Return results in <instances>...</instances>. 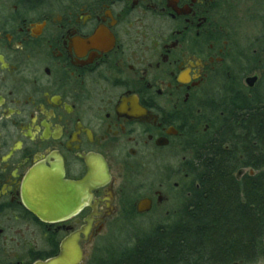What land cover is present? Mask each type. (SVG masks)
I'll return each mask as SVG.
<instances>
[{"label":"flooded vegetation","instance_id":"af4514ba","mask_svg":"<svg viewBox=\"0 0 264 264\" xmlns=\"http://www.w3.org/2000/svg\"><path fill=\"white\" fill-rule=\"evenodd\" d=\"M238 1L0 0V264H46L70 242L90 264L123 212L195 183L219 93L253 89L232 76L248 58L229 23ZM36 173L65 206L77 194L53 222L25 205Z\"/></svg>","mask_w":264,"mask_h":264},{"label":"trees","instance_id":"16d2710c","mask_svg":"<svg viewBox=\"0 0 264 264\" xmlns=\"http://www.w3.org/2000/svg\"><path fill=\"white\" fill-rule=\"evenodd\" d=\"M260 43L250 57L254 63L264 58V36ZM254 65L262 90L246 93L235 85L219 94L216 137L195 149L188 164L195 183L181 195L172 221L137 235L131 245L108 248L90 264H236L264 258V64Z\"/></svg>","mask_w":264,"mask_h":264},{"label":"rangeland","instance_id":"374dc122","mask_svg":"<svg viewBox=\"0 0 264 264\" xmlns=\"http://www.w3.org/2000/svg\"><path fill=\"white\" fill-rule=\"evenodd\" d=\"M229 23L230 28L240 39V47L247 53L246 56L248 57L245 61L246 64H238L236 68H233L232 76L242 77L245 87H247L245 84V79L247 77H258V82L252 89L258 92L263 88L262 74L252 68L256 66L254 64L262 66V64H264V58L254 63L249 57H251L252 51L253 54H255L260 48V40L264 36V0H241L236 2L232 7ZM224 79H226L225 76ZM223 82V79L219 81L220 89ZM171 166L173 168V165ZM246 173L247 171H243V174ZM153 180H155L154 176L149 178V181ZM176 181V179L171 180V188H173ZM121 183L122 182H120V184ZM131 187L134 188V186ZM133 188L128 187L124 192V200L128 201V204L131 206L135 200L139 198V192L137 193ZM169 194L171 200L160 210H155L145 215H138L137 213L132 214L130 207V210L128 209L123 212L120 222L113 227L107 228L104 235L94 242L90 253V263L95 257H102L107 252L108 248L131 245L134 243L137 235L146 233L158 225L170 223L183 197L175 194V191L171 189L169 190Z\"/></svg>","mask_w":264,"mask_h":264},{"label":"water","instance_id":"95a60500","mask_svg":"<svg viewBox=\"0 0 264 264\" xmlns=\"http://www.w3.org/2000/svg\"><path fill=\"white\" fill-rule=\"evenodd\" d=\"M258 82V77H250L247 79L246 83L248 87L254 88L255 84ZM242 172L239 173V175ZM253 175V172H251ZM28 192L25 196V205L28 210L36 215L43 222H53L56 220V215H64L69 212L72 206V202H77V194L74 195V201L72 197L70 198L68 205V196L60 190L55 191L54 178L51 174L41 175L36 173L31 177L29 181ZM71 195V194H70ZM151 201L142 200L138 204L137 213L139 215L148 214L151 211ZM81 252L73 246L70 242L64 246L62 255L59 259L50 260L46 264H80L82 262Z\"/></svg>","mask_w":264,"mask_h":264}]
</instances>
